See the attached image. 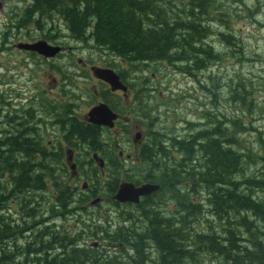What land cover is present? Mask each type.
Segmentation results:
<instances>
[{
    "label": "rangeland",
    "instance_id": "1",
    "mask_svg": "<svg viewBox=\"0 0 264 264\" xmlns=\"http://www.w3.org/2000/svg\"><path fill=\"white\" fill-rule=\"evenodd\" d=\"M244 2L251 5L253 0H244ZM160 3L163 5H158L159 7L165 10L169 8L166 0H160ZM188 3L189 0H170L175 14L186 12ZM240 3V0H212L210 1L213 6L211 13L202 15V22H199V17L196 16L197 20H194V23L201 25L203 29L211 28L215 31L212 36L208 34L207 37L201 33V28L194 24L195 31L204 35L202 38L206 45L204 48L207 49L209 44L214 53L222 57L218 61L211 60L204 63L208 65L207 69L205 67L184 74L168 61L146 68L141 65L133 67L126 59L122 65H116L117 69L124 74L132 90L130 102H125L123 98L124 117L118 124V131L120 130L122 136L115 134L116 128L104 131L99 143V146L103 147L100 151H96L94 146H89L88 143L83 145L78 142V139H70L59 146V154L55 155L56 162L52 164V169L50 161L44 163V169L51 171L49 175L53 176L57 172L61 178H53V183L48 184V193L45 194V190L35 193L36 200L33 199L34 203L30 204L29 208L34 209L36 216L37 214L39 216L35 220L30 218L31 223L36 222V224L27 225L33 227L32 233L25 231L19 237L6 243L8 251L12 254L20 255L19 252L23 250L22 255L18 256L13 264H18L21 261L19 259L24 261L25 258H34L33 255L27 254L29 249H38V239L35 241L33 235L47 225L48 227L56 225L58 228L55 230L57 231L65 229L73 234L83 232L84 234H81L82 245L99 250L105 257L107 256L104 262L99 261L97 264H109L117 248L112 246L103 234L98 233L97 236H93L94 230L89 226L92 220L95 221L93 217H100L103 220L107 218L113 231L116 227L125 225L120 215L126 211V205L119 204L120 206L114 207L113 197L108 193V184L117 178L118 174L114 165L122 166L124 171L118 174V186L126 181L124 178L126 173L130 176H145L148 171L154 170L155 166L161 170H169L171 175H174L177 171L175 166L178 163L173 166V163L167 160L165 152L167 155L178 158L179 161L183 158V153L178 145L193 142L197 157H199L196 164L202 165L204 154L199 151L201 148L199 143L205 146L209 141L199 140L197 135L200 133L210 132L214 138L221 137L227 146H223L225 149L230 148L229 139L233 138L238 141V144H233L232 147L241 155L244 171L239 173L236 179L240 178L239 180L256 185V188L250 191L252 194L256 193V196L252 198L264 208V16L257 18L259 22L251 21L248 18V9L239 8ZM2 5L3 7L0 8V50L6 47L12 48V45H17L20 41L21 43H34L41 40L75 49L71 53H65L57 61H45L44 58L34 56L26 59L25 55H19L16 51L0 53V133H3L8 141L2 148L4 151L8 150L6 162L13 166L16 163H28L30 159L18 160L13 154V150L17 148L7 145L14 143V140L10 138V135L16 133V130L10 127L12 121L22 122L23 125L19 131L26 127L31 128V125L37 127L38 131L35 134L41 140L44 139L45 143L49 139L54 140L57 136L61 138L62 135L64 137L67 135L70 138L72 125L75 123L72 115L79 121V118L84 117L90 108L100 101L101 97L107 98L106 102L110 104L115 102L116 96L112 94L110 88L106 90L107 87L99 84L93 77L83 75L82 69L84 68L79 66V61L83 60L87 63V68L97 65L100 58L94 55L93 50L100 49L95 47L91 41H87L86 44L71 38L67 26L59 15L55 14L53 20L39 15L34 16V19L37 18L35 21L40 22V26L31 24L30 28L25 31H19L15 28L20 17L17 11L21 12L27 4L18 2V0H0V6ZM139 15H143V12L140 11ZM177 17L181 20L185 16ZM163 19L162 14L155 15L156 22ZM180 34L182 33L179 32ZM192 34L196 33L192 32ZM24 59H26L25 62ZM18 60L20 63L17 62ZM110 66L113 67L112 64ZM55 85H57L56 92L62 94L57 96V100ZM52 107H58L57 115L52 112ZM30 110L32 114L28 113ZM51 119L55 123L56 135L46 127V123ZM16 126L17 124H14L13 127ZM219 130L222 135H214ZM137 132L145 136L144 145L152 147L153 144H161L166 147V151L154 158L155 164L141 161L144 160L143 144L133 142ZM213 137L210 138L214 139ZM19 138L18 142H24L25 147L28 144L31 150L35 148V137L31 134H22ZM70 148H74L77 154L78 179L70 176V167L65 154ZM182 148L185 158H188L190 150L186 146ZM120 153L123 154L122 157ZM94 154L103 157L108 163L103 170L93 161L92 155ZM113 161H116L115 164L109 165ZM165 163L168 165L166 168ZM32 166L30 164L26 168L28 176L32 174V171L39 173ZM181 170L182 168L178 169V171ZM183 170L187 171L184 168ZM56 183L62 186L73 185L72 196L77 203L71 207L73 212L66 214L65 217L56 218L55 222L45 221L38 225L42 210L47 212L46 218L52 216L53 206L55 211H59L54 204H56L55 200L61 188L57 191ZM84 183H87L85 190H83ZM134 183L139 185L147 182L141 183L140 180L135 179ZM181 183L183 186L179 184L177 187L180 188V193H186L187 183H190V180H184ZM91 189L97 190L102 202L97 206H91V200L79 206L78 201L80 202ZM176 190L174 188L173 192ZM164 194L170 198H165L164 202L159 203L161 212L172 215V212L180 210L177 202L171 198L173 193L164 191ZM206 197L208 193L201 192L195 195L194 201L198 203ZM4 206L6 204L0 205V207ZM8 207V210H0V222H7L12 229L24 227L26 224H24L16 201L10 200ZM128 211H133V209L130 208ZM248 213L252 214L242 217L264 224V219L254 217L253 210ZM202 217V219L199 217L198 224L195 222L197 230L210 232L216 229L219 231L220 222L214 218L215 215L214 217L211 215ZM230 221L231 223L234 221L231 216ZM210 226L213 229H210ZM229 227L237 230L233 224H229ZM246 231L250 235V232L255 230L252 227H246L243 233ZM6 245L3 246L6 248ZM1 250L2 248H0V257L3 255ZM132 255L131 251H126V257L124 254L120 257L124 259L122 260L124 264H128L129 257ZM153 256L156 257L155 254ZM199 260L201 264H222L219 258L206 251L200 252Z\"/></svg>",
    "mask_w": 264,
    "mask_h": 264
},
{
    "label": "trees",
    "instance_id": "2",
    "mask_svg": "<svg viewBox=\"0 0 264 264\" xmlns=\"http://www.w3.org/2000/svg\"><path fill=\"white\" fill-rule=\"evenodd\" d=\"M19 1L28 6L24 18L15 25V28L18 29L19 26L24 28L31 24L40 26V22L35 21L34 16L39 15L53 20V16L57 14L67 26L71 38L86 44L87 41H91L101 51L124 58L133 67L141 65L148 68L156 63L168 61L179 71L189 74L193 70L205 67L207 69L208 65H204L207 61H218L222 58L221 55L214 53L209 44L207 49L204 48L205 46L200 49V46L194 47L192 44L196 39H202L204 35L208 37V34L212 36L215 33L211 28L203 29L201 25L194 23V20H197L196 16L199 17L198 21L202 22L201 16L211 13L212 0H189L186 5L187 11L176 14L170 5V0H166L169 5L166 10L158 6L163 5L159 4L160 0ZM140 11L143 15H139ZM156 14H162L164 19L156 22ZM179 15L185 16L184 19H177ZM194 24L201 28V33L204 35L195 31ZM179 32L182 34L179 35ZM102 133L98 127L89 126L84 129L82 123L74 124L73 127L74 136L94 146L96 151L103 148L99 146ZM214 135L220 136L222 132L219 130ZM197 136L199 140L209 141L205 146L199 143L201 147L199 151L204 154L202 157L204 164H196L199 157L194 142V144L181 143L178 146L181 148L183 158L179 161L178 158L165 152L167 160L173 163V166L178 163L174 175H171L169 170H161L156 166L145 176L125 174L124 178L128 182L134 183V180L138 179L141 183L158 184L161 189L155 194L145 196L138 205L125 204L126 211L120 215L121 221L125 223L124 226L116 227L113 231L107 218L103 220L100 217H93L95 221L92 220L89 226L94 230L93 236H97L98 233L103 234V237L117 248L109 264H124L122 261L124 259L120 256L124 254L126 257V251L133 253L129 257L128 264H201L199 260L201 251L219 258L222 264H264V224L242 217L250 216L252 213L248 212L253 210L255 218L264 219V208L252 198L256 193L252 194L250 191L255 189L256 185L239 180L240 178L236 179L239 173L244 171L242 157L232 147L233 144L237 145L238 141L229 139L230 148L225 149L223 146H227L221 137L214 138L210 132L200 133ZM7 145L17 148L13 150V154H24L26 159L30 160L25 164L16 163L11 166L6 162L8 150L4 151L3 145H0V205L6 204L0 207V210H8L10 200L16 201L26 224L22 228L12 229L7 222H0V248L3 253L0 264H13L16 258L22 255L23 250L19 252L20 255L10 253L6 243L19 237L23 232H31L33 229L32 226L27 225L36 224V222L31 223V219L35 220L39 215L36 216L34 209L29 208V205L34 203L33 199L36 200V192L45 190V194L48 193V183L43 177L45 173H51L50 169L45 170L39 164L41 160L38 154L41 151L37 149V144L32 150L28 144L27 148L24 142L17 140ZM182 146L190 150L188 158H185ZM143 147L144 160L141 161L147 164H155L154 158L167 150L161 144ZM115 162L109 165H114ZM30 164L39 173L32 171L28 176L26 168ZM164 166L168 167L166 163ZM114 167L118 174L124 172L122 166L114 165ZM179 168L182 170L178 171ZM118 174L117 178L108 184L109 196L113 197L117 191ZM184 180H190V183H187L188 190L186 193H180V188L177 186L179 184L183 186L181 182ZM55 187L57 191L61 188L54 204L59 211H55L53 206L52 216L46 218L47 212L42 210L38 225L45 221L55 222L56 218L65 217L66 214L73 212L71 207L77 203L72 196L73 189L70 191L68 186L59 183H56ZM174 188L177 189L176 192H173ZM164 191L173 193L171 198L180 207V210L172 212V215H166V212L160 210L159 203L164 202L165 198H170L165 196ZM201 192L208 193V197L195 203V195ZM98 196L97 190L91 189L80 202L78 201V204L81 206ZM112 204L114 207L120 206V203L113 198ZM130 208L133 211H128ZM203 215L213 217L215 215L214 218L220 222L219 231L197 230L195 224H198L199 217L202 219ZM230 216L234 219L232 223ZM229 224H233L237 230L231 229ZM246 227H252L256 232H250V235L247 231L243 233ZM55 228L58 227L47 225L36 235L34 234L33 239L35 241L38 239V249L27 251V254L33 255L34 258H25L24 261L19 259L21 261L18 264H97L107 259V256L105 257L99 250L82 245L83 232L73 234L65 229L57 231ZM210 229L213 227L210 226ZM3 245H6V248ZM153 254L156 255L155 258Z\"/></svg>",
    "mask_w": 264,
    "mask_h": 264
},
{
    "label": "flooded vegetation",
    "instance_id": "3",
    "mask_svg": "<svg viewBox=\"0 0 264 264\" xmlns=\"http://www.w3.org/2000/svg\"><path fill=\"white\" fill-rule=\"evenodd\" d=\"M240 1H241V3L239 5V8L243 7V8H247L248 9V12H247L248 13V18L251 21L259 22L257 18L259 16H264V0H253V3L251 5L246 4L244 2V0H240ZM18 2H22V1L18 0ZM2 7H3V5L0 6V8H2ZM17 13L20 16L19 19H18V22H19L22 18H24L25 14H26V8H24L21 12L17 11ZM18 22H17V24H18ZM27 28H30V25H27L24 28L19 26L18 30L19 31L20 30L25 31ZM203 40L204 39H200V40L196 39L195 41L192 42V44H193L194 47L200 46L201 47L200 49H202L204 46H206L204 44ZM19 44H21V41L17 45H15V44L12 45V48H7V47L3 48L2 50H0V53H10V52L16 51L19 55H25L26 59L27 58H31L32 56H34V57H37V58H40V59L44 58L45 61L46 60L47 61H57L65 53H71L72 51H75V49H73V48L64 47V46L61 45V47H62V52L61 53H59L54 58H46V57H44V56H42V55H40V54H38L36 52H32V51H28V50H24V49L22 50L21 48L18 47ZM93 51H94V55L95 56L97 55L100 58L99 61H97L98 64L97 65H91V66H89L87 68L86 66H88V64L84 63L83 60H80L79 61V66H82L84 68V69H82V73H83L84 76H87V77H90V78L93 77L99 84H102L105 87H107L106 90H109V88H110V91L112 92V94L114 96H116V98L114 100L115 102L109 104V103L106 102L107 98L101 97L100 101L97 104L93 105L90 108V110L93 107H95L96 105H98V104L105 103V104H107L109 106V108L111 110H113L116 114L119 115V120L118 121H122V119L124 117V114H123V111H124L123 98H124L125 102H127V103L130 102L131 101L132 90H131L130 85L128 84V81L125 78L124 74L121 73L120 70L117 69L116 65L117 64L122 65V62H126V60L124 58H119V57H117L115 55H112L111 53H108V52H103V51L96 50V49H94ZM26 59H24V62L26 61ZM17 62L20 63L19 60ZM110 64H112L113 67H111ZM94 68L113 70L119 76V78H120L121 82L123 83V85H125L129 89V92L125 93L122 90L112 91L110 85H108L107 83H105L101 79H98L95 76ZM56 87H57V85H55V88H54L55 89V98L57 100V98H58L57 96L62 95V94L56 92ZM122 94H123V96H121ZM32 102L34 103V101H32ZM90 110L88 111V113L90 112ZM52 112L54 113V115H57L58 112H59L58 111V107L57 108H53L52 107ZM28 113L32 114L33 112H32V110H30V112H28ZM88 113L84 117H82L81 119L79 118V121H77V119H75V117L72 115V120L75 122L74 124L82 123V124H84V129L86 127H89V126L98 127L99 129L102 130V132L108 131V130H112V129H109V128L100 127V126H96V125L90 124L87 121V118H86ZM52 120L53 119H51L50 122L48 121V123H46V127H47V129H49V131L52 134L56 135L55 123ZM120 123L121 122H119V124ZM14 124H17V126L13 127ZM74 124L72 125V128L74 127ZM22 125H23L22 122L16 123V122L12 121V123L10 124V127L13 128L14 130H16V133H13L12 135H10V138H12L14 141H16V140L19 141L20 140L19 136L22 135V134H31V136L35 137L36 144L38 145L37 149L41 151V153L38 154L39 157H40V160H41V162L39 164L41 166H43V167H44V163L45 162L50 161L51 162V169H52V164L56 162L55 155L59 154V146L63 142L69 141L70 139H74V140L78 139V142L82 143L83 145H86V143H88V142H84L83 140L78 138V136H76V135L74 136L73 129H71V131H70V135H71L70 138L67 135L65 137H64V135H62L61 138L59 136H57V137H55L54 140L49 139L45 143L44 139L41 140L40 138H38L37 134H35V132L38 131V130H36L37 127H34V126L31 125V128L30 127H26L24 130L19 131L22 128ZM116 129L117 130H114L115 134L122 136V133L120 132V130L118 131V127H116ZM24 140H26V139H24ZM7 142L8 141L3 136V133H0V145H4ZM89 146H90V144H89ZM140 146H142V145H140ZM65 154H66L67 163H68V165L70 167L69 168L70 169L69 170L70 176L73 177V179H78L79 178V164L77 162V154L75 153V149L74 148L67 149ZM15 156L20 161H26L27 160L26 156L24 154H18V155H15ZM20 156H22V157H20ZM93 156L94 155H92V159H93ZM120 157H122V156H120ZM101 158L106 162V160L103 157H101ZM93 161H94V159H93ZM74 164L77 166V170H76L75 175H74V171L71 169V166L74 165ZM58 169H60V168L58 167ZM53 178H61V177L59 175H57V172L53 176L49 175L48 173H45L44 177H43V180L46 181L50 185L51 183H53ZM67 186H68L70 191L72 189H74L73 185H68L67 184ZM48 191H49V188H48Z\"/></svg>",
    "mask_w": 264,
    "mask_h": 264
},
{
    "label": "water",
    "instance_id": "4",
    "mask_svg": "<svg viewBox=\"0 0 264 264\" xmlns=\"http://www.w3.org/2000/svg\"><path fill=\"white\" fill-rule=\"evenodd\" d=\"M18 47L22 50L24 49L36 52L46 58H54L62 52L61 46H54L44 40L37 41L35 43H21ZM94 74L98 79H101L110 85L112 91L122 90L125 93L128 92V88L123 85L119 76L113 70L94 68ZM86 118L92 125L113 129L115 127V122L119 119V115L111 110L107 104L101 103L93 107ZM133 142L135 144H142L143 134L141 132H137L133 138ZM120 156H123V154L120 153ZM93 159L97 163L98 167L103 170L106 165L105 161L98 154H94ZM71 169L74 171L75 175L77 166L74 164L71 166ZM85 189H87V183L83 184V190ZM160 189L161 187L158 184L145 183L140 186H136L133 183L125 181L120 184L113 199L121 204L130 203L138 205L141 198L157 193ZM101 202L102 198L98 197L91 201L90 205L97 206Z\"/></svg>",
    "mask_w": 264,
    "mask_h": 264
},
{
    "label": "bare ground",
    "instance_id": "5",
    "mask_svg": "<svg viewBox=\"0 0 264 264\" xmlns=\"http://www.w3.org/2000/svg\"><path fill=\"white\" fill-rule=\"evenodd\" d=\"M37 19V18H36ZM47 20V19H46ZM42 21V20H41ZM9 43V42H8ZM13 55V54H12ZM56 118V117H55ZM15 202V201H14ZM120 215V214H119Z\"/></svg>",
    "mask_w": 264,
    "mask_h": 264
}]
</instances>
